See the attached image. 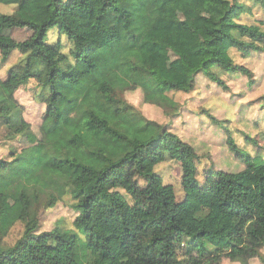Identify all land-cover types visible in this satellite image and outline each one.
<instances>
[{
    "label": "trees",
    "instance_id": "obj_1",
    "mask_svg": "<svg viewBox=\"0 0 264 264\" xmlns=\"http://www.w3.org/2000/svg\"><path fill=\"white\" fill-rule=\"evenodd\" d=\"M224 1L230 17L207 27L205 57L198 64L182 59L220 86L228 84L216 67L256 86L264 79V63H240L234 52L243 59L264 54V18L243 22L242 15L253 8ZM255 2L264 8V0ZM0 3L50 7L38 10L39 20L19 15L20 10L0 12V29L26 27L33 33L17 41L0 38L2 61L15 50L21 53L0 78L3 136L10 141L34 133L16 97L23 85L36 80L41 90L35 99L46 105L38 141L21 149L11 145L10 155L0 157V264H222L224 257L241 264L255 257L264 262V161L244 151L224 126L227 146L244 165L237 171L210 169L201 181L202 154L195 144L125 95L140 89L146 103L178 110L169 91L195 88V79H166L146 61V34L159 19L178 13L171 0ZM94 28L106 36L103 54L86 43ZM62 35L71 43L68 51ZM100 63L107 70L99 72ZM260 89L263 96L264 86ZM169 159L182 164V200L156 171ZM71 184L80 193L75 227L40 231V203L54 206ZM8 197L13 202L4 206ZM18 222L24 231L7 244L5 237Z\"/></svg>",
    "mask_w": 264,
    "mask_h": 264
},
{
    "label": "rangeland",
    "instance_id": "obj_2",
    "mask_svg": "<svg viewBox=\"0 0 264 264\" xmlns=\"http://www.w3.org/2000/svg\"><path fill=\"white\" fill-rule=\"evenodd\" d=\"M178 13L175 17L162 18L156 23L155 29L149 31L144 38V46L150 51L146 61L154 66L166 79L179 81L195 79V88L190 91L171 90L169 95L179 103L178 110L167 109L144 101L143 92L140 89L128 90L126 97L143 113L159 122L166 123L171 129L179 133L185 139L194 143L196 150L202 154L198 161L199 178L205 180L210 169L224 168L237 171L243 167L244 162L238 159L226 144L227 133L225 127L231 130V135L238 145L252 155H258L257 161H264V95L260 89L261 83L256 86L247 84L246 79L240 74L227 72L224 68L216 67L215 70L227 82L228 87L220 86L203 72H194L182 59L184 55L194 64H198L205 57V48L209 40L207 27L215 23L216 19H228V3L224 0H171ZM253 8V12H246L241 20L247 23H257L264 18V8L257 5L255 0H239ZM38 3V2H35ZM42 4V3H41ZM38 6L27 4L0 3L1 13H15L38 19L37 12L40 8H47L48 3ZM41 19V18H39ZM38 19V20H39ZM94 28L86 43L93 52L103 54L108 48L106 36ZM32 30L25 28L0 29V38L7 40H23L32 35ZM59 36L57 31L52 32V37ZM65 45V50L70 49L71 43L66 35L60 37ZM58 39H55L57 41ZM238 62L242 60L251 66L264 61L263 53H256L243 59L239 53L234 52ZM21 57L17 50L13 51L8 60L3 59L0 52V78L5 79L8 70ZM258 58V60H257ZM104 62V61H103ZM247 65V64H246ZM107 70V65L100 63L98 71ZM255 85V84H254ZM264 86V84H263ZM41 87L32 79L23 85L16 97L23 106L24 115L32 124L34 133L27 136H19L15 140H7L0 129V157L9 156L11 145L21 149L35 144L41 136V124L46 111V105L35 98ZM259 91V92H258ZM258 93V94H257ZM244 94V95H243ZM259 96V97H258ZM263 97V98H262ZM241 104H243L241 106ZM247 106V107H246ZM244 107V111H241ZM246 108V110H245ZM206 112L212 113L221 120L217 122L211 119ZM246 133L256 138L258 144L249 140ZM37 135V136H36ZM156 171L163 177L165 183H172L176 188L178 200L184 197L181 183L182 164L178 160H166L156 166ZM140 182H144L139 178ZM80 193L75 190L73 184L66 194L54 205L44 206V200L40 203L38 211L40 218L39 230H49L60 225L64 228H74V220L78 215L75 207ZM11 198H5L3 205L12 204ZM23 223H16L5 237L7 244H13L23 233ZM264 254V247L262 248ZM222 264H241L224 257ZM249 264H264L258 258H252Z\"/></svg>",
    "mask_w": 264,
    "mask_h": 264
},
{
    "label": "crops",
    "instance_id": "obj_3",
    "mask_svg": "<svg viewBox=\"0 0 264 264\" xmlns=\"http://www.w3.org/2000/svg\"><path fill=\"white\" fill-rule=\"evenodd\" d=\"M262 63H264V62H259V63H257V66H259L260 64H262ZM251 66V65H250ZM252 67H254V66H252ZM262 85L264 84V79H263V81H262V83H261ZM262 90V89H261ZM259 92V91H258Z\"/></svg>",
    "mask_w": 264,
    "mask_h": 264
}]
</instances>
